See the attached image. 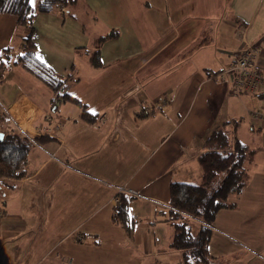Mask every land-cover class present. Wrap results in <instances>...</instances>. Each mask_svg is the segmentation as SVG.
I'll use <instances>...</instances> for the list:
<instances>
[{"label": "crops", "instance_id": "1", "mask_svg": "<svg viewBox=\"0 0 264 264\" xmlns=\"http://www.w3.org/2000/svg\"><path fill=\"white\" fill-rule=\"evenodd\" d=\"M34 27L40 60L79 104L58 100L18 63V20L0 14V101L17 122L6 118L0 131L31 144L25 175L0 177V263L184 264L171 247V185L201 182L205 142L230 123L252 151L249 179L216 216L210 262L239 263L236 249L252 251L239 239L255 222L256 264H264V125L251 121L252 111H264V94L233 96L225 74L264 37V0H78L38 14ZM254 170L262 192L252 193L251 215H238ZM117 187L144 197L130 199V232L113 220Z\"/></svg>", "mask_w": 264, "mask_h": 264}, {"label": "trees", "instance_id": "2", "mask_svg": "<svg viewBox=\"0 0 264 264\" xmlns=\"http://www.w3.org/2000/svg\"><path fill=\"white\" fill-rule=\"evenodd\" d=\"M77 1L37 0L33 5L31 0H0V14L15 16L24 36L23 42H20L22 54L18 63L51 88L57 99L62 98L64 101L79 104L69 95L61 93L65 89V80L52 67L40 60L37 45L33 40L34 20L38 14L50 13L57 7H72ZM113 36L111 33L100 42ZM11 49L12 47L5 49V57H11L13 50ZM1 59L0 71L3 67ZM92 61L95 65L100 64L97 56H93ZM85 117L94 119L88 114H85ZM5 119L6 114L2 111L0 128L6 123ZM228 124L230 123L211 133L205 142V152L199 158L202 168L201 182L199 184L175 182L171 185L172 210H169V220L174 227L171 247L183 252L184 264H210L209 245L212 229L200 223L199 232L195 235L194 218L212 226L217 214L223 209L232 208L235 196L240 195L247 186L249 175L246 161L252 155V151L237 137H232L226 129ZM12 132L7 134L0 131V177L19 179L25 175L26 158L31 144L28 139L25 138L24 141L18 134ZM130 199H133L132 195L121 193L113 215L115 223L125 226L128 232L133 223L129 216ZM83 239L84 237H80L79 241Z\"/></svg>", "mask_w": 264, "mask_h": 264}, {"label": "built area", "instance_id": "3", "mask_svg": "<svg viewBox=\"0 0 264 264\" xmlns=\"http://www.w3.org/2000/svg\"><path fill=\"white\" fill-rule=\"evenodd\" d=\"M264 46V39H262L258 44L246 47L239 57L236 59L235 63L225 72L226 75L230 77L231 80V93L235 97H241L245 94L251 93H264V66H260L258 63V57L260 54V48ZM0 109L8 114L11 118V122L17 123L15 118L12 117L11 112L7 109L0 101ZM142 114L146 115L147 111H143ZM251 121L253 123H261L264 125V111L254 110L251 112ZM126 193L132 196L139 195L134 190H128L125 187H117V194L114 198V204L116 205L120 200V194ZM168 210H172V207H168ZM197 220L199 223L212 228L211 225H207L202 221ZM2 264V263H0ZM66 264H73L71 259L66 260Z\"/></svg>", "mask_w": 264, "mask_h": 264}, {"label": "rangeland", "instance_id": "4", "mask_svg": "<svg viewBox=\"0 0 264 264\" xmlns=\"http://www.w3.org/2000/svg\"><path fill=\"white\" fill-rule=\"evenodd\" d=\"M35 2H37V0H35ZM57 26H60V25H57ZM61 26H63V25H61ZM64 27L65 28L63 30L64 31L67 30L69 32V35H70V33H71L70 24L68 23L67 25H64ZM20 34H21V31L19 29V33H18V35H16L15 40H14V41H16V43L13 45L14 50L15 49L16 50L19 49L18 46L20 44ZM38 39L43 41V42L46 41L44 31L39 30ZM262 39H264V37ZM247 46H252V45H247ZM260 54H261V52H260ZM1 89H2V86L0 85V99L2 100L4 98V95L1 92ZM246 95H248V94H246ZM255 106H257V105H255ZM261 107H259V108H261ZM0 111L2 112L1 109H0ZM10 112L13 113L12 111H10ZM12 117H13V115H12ZM6 118L8 120L12 121L8 114H6ZM261 178H264V176H261ZM254 189H255V195L261 194L262 191H257L256 188H255V170L252 172V180H251L250 185L245 190V192L241 195L240 202H239V214L238 215L249 216V215H251L253 213L252 212V207L250 206V203L253 201L252 200V193H253ZM256 234L258 235V238H263L258 233H256ZM239 240L246 242L248 244V246H250L252 248V251L248 252L247 250H244V249H236L239 252V254L242 253L243 257H244L241 260H239L240 262L238 261L239 263H237V264H256L257 263L256 262V259H257L256 257L257 256H255V245L258 242V239H257V237H255V222L250 225V230L248 232V235L240 238ZM246 252H248L249 254L248 255L245 254ZM224 259L228 260V262L225 261L223 264H234V262H235V260H233L232 257L226 256ZM210 264H217V263L210 262Z\"/></svg>", "mask_w": 264, "mask_h": 264}, {"label": "snow or ice", "instance_id": "5", "mask_svg": "<svg viewBox=\"0 0 264 264\" xmlns=\"http://www.w3.org/2000/svg\"><path fill=\"white\" fill-rule=\"evenodd\" d=\"M31 2L33 3V5L35 4V0H31Z\"/></svg>", "mask_w": 264, "mask_h": 264}, {"label": "water", "instance_id": "6", "mask_svg": "<svg viewBox=\"0 0 264 264\" xmlns=\"http://www.w3.org/2000/svg\"><path fill=\"white\" fill-rule=\"evenodd\" d=\"M1 138V137H0Z\"/></svg>", "mask_w": 264, "mask_h": 264}]
</instances>
